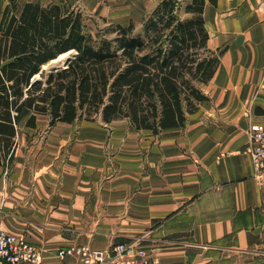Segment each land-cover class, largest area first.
I'll return each instance as SVG.
<instances>
[{
    "label": "crops",
    "instance_id": "0c3cea01",
    "mask_svg": "<svg viewBox=\"0 0 264 264\" xmlns=\"http://www.w3.org/2000/svg\"><path fill=\"white\" fill-rule=\"evenodd\" d=\"M203 18L208 48L223 54L184 128H49L47 116L20 125L15 159L0 166V229L36 245L39 264H79L57 252L118 244L159 264H264V193L247 135L250 121L264 125V0H216ZM83 143L86 155L70 154Z\"/></svg>",
    "mask_w": 264,
    "mask_h": 264
},
{
    "label": "trees",
    "instance_id": "16d2710c",
    "mask_svg": "<svg viewBox=\"0 0 264 264\" xmlns=\"http://www.w3.org/2000/svg\"><path fill=\"white\" fill-rule=\"evenodd\" d=\"M216 0H160L143 21L94 38L66 2L7 0L0 19V166L15 159L18 128L126 120L136 131L184 128L207 97L223 50L211 51L203 12ZM180 13L184 15L180 17ZM70 52L66 68L42 66ZM39 80L32 83L34 76Z\"/></svg>",
    "mask_w": 264,
    "mask_h": 264
},
{
    "label": "built area",
    "instance_id": "2783aa9c",
    "mask_svg": "<svg viewBox=\"0 0 264 264\" xmlns=\"http://www.w3.org/2000/svg\"><path fill=\"white\" fill-rule=\"evenodd\" d=\"M247 135L252 177L264 193V125L250 121ZM57 255L62 259L77 257L79 264H159L133 244L113 245L107 250L68 247ZM39 261L40 250L36 245L0 229V264H39Z\"/></svg>",
    "mask_w": 264,
    "mask_h": 264
},
{
    "label": "rangeland",
    "instance_id": "374dc122",
    "mask_svg": "<svg viewBox=\"0 0 264 264\" xmlns=\"http://www.w3.org/2000/svg\"><path fill=\"white\" fill-rule=\"evenodd\" d=\"M43 4L54 2H66L74 10H79L83 16L84 30L93 36L112 38L113 35L105 33L107 29L113 28L115 25L127 26L131 21L134 24V34L141 32L143 21L156 8L160 0H36ZM180 17L184 15L180 13ZM47 65V64H46ZM43 67V66H42ZM45 72V71H44ZM35 77V76H34ZM47 129V128H46ZM45 134L42 135L44 137ZM46 138L42 139V144ZM74 141V140H73ZM73 141L70 143L71 149L74 148ZM86 143L77 145V149L71 151L73 156L86 155ZM38 154L36 149L31 153ZM107 154V153H106ZM47 156L50 155L46 154Z\"/></svg>",
    "mask_w": 264,
    "mask_h": 264
},
{
    "label": "water",
    "instance_id": "95a60500",
    "mask_svg": "<svg viewBox=\"0 0 264 264\" xmlns=\"http://www.w3.org/2000/svg\"><path fill=\"white\" fill-rule=\"evenodd\" d=\"M67 63H68V60L63 59L62 61L53 63L51 65H48V66L44 67V68H41V72L45 71L47 73H50V72H54V71L66 68ZM39 78H40L39 75H37V77H34L32 79V83L37 81V80H39Z\"/></svg>",
    "mask_w": 264,
    "mask_h": 264
},
{
    "label": "bare ground",
    "instance_id": "6f19581e",
    "mask_svg": "<svg viewBox=\"0 0 264 264\" xmlns=\"http://www.w3.org/2000/svg\"><path fill=\"white\" fill-rule=\"evenodd\" d=\"M70 54V52H67V53H64V54H61L59 55L56 59L50 61L47 65H44L42 68L48 66V65H51L53 63H56V62H59V61H62L63 59H65L68 55ZM37 77V75L35 76Z\"/></svg>",
    "mask_w": 264,
    "mask_h": 264
}]
</instances>
